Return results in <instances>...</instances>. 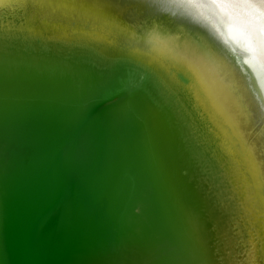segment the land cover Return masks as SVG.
<instances>
[{
  "label": "water",
  "instance_id": "obj_1",
  "mask_svg": "<svg viewBox=\"0 0 264 264\" xmlns=\"http://www.w3.org/2000/svg\"><path fill=\"white\" fill-rule=\"evenodd\" d=\"M172 2L0 0V264H264L247 37Z\"/></svg>",
  "mask_w": 264,
  "mask_h": 264
},
{
  "label": "bare ground",
  "instance_id": "obj_2",
  "mask_svg": "<svg viewBox=\"0 0 264 264\" xmlns=\"http://www.w3.org/2000/svg\"><path fill=\"white\" fill-rule=\"evenodd\" d=\"M220 10L229 15L238 24V29L243 31L247 37L248 52L253 55L250 66L256 68L261 87H264V20L259 16L260 9L255 5L259 0H217ZM165 15V20L155 21V23L163 24L164 27L169 26L170 16ZM169 41V39H168ZM253 71V70H252ZM254 74V71H253Z\"/></svg>",
  "mask_w": 264,
  "mask_h": 264
},
{
  "label": "clouds",
  "instance_id": "obj_3",
  "mask_svg": "<svg viewBox=\"0 0 264 264\" xmlns=\"http://www.w3.org/2000/svg\"><path fill=\"white\" fill-rule=\"evenodd\" d=\"M152 3H159L160 0H151ZM257 8L260 9V12L258 13L261 20H264V0H259V2L255 5ZM166 8H196V7H200V8H215L216 6L214 4H208V5H195L192 3H188V2H180V0H173V2L169 5L165 6ZM217 23H220L221 27H223L224 24L229 23L227 17H223L222 21L218 20Z\"/></svg>",
  "mask_w": 264,
  "mask_h": 264
},
{
  "label": "snow or ice",
  "instance_id": "obj_4",
  "mask_svg": "<svg viewBox=\"0 0 264 264\" xmlns=\"http://www.w3.org/2000/svg\"><path fill=\"white\" fill-rule=\"evenodd\" d=\"M180 2H188V3H192V0H180ZM135 5L134 4H129V9L131 10L132 8H134Z\"/></svg>",
  "mask_w": 264,
  "mask_h": 264
}]
</instances>
